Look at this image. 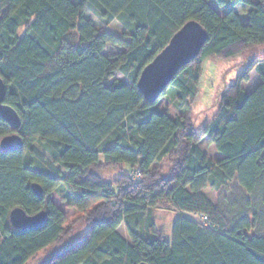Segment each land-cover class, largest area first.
I'll use <instances>...</instances> for the list:
<instances>
[{
	"label": "trees",
	"instance_id": "trees-1",
	"mask_svg": "<svg viewBox=\"0 0 264 264\" xmlns=\"http://www.w3.org/2000/svg\"><path fill=\"white\" fill-rule=\"evenodd\" d=\"M239 5L251 9L247 22ZM88 12L105 28L117 20L128 34L98 29ZM190 21L204 27L208 41L169 87L173 117L161 109L167 92L150 104L137 83ZM108 47L121 52L107 57ZM260 48L264 0H0L4 104L22 121L14 130L0 119V141L18 134L24 142L20 151L0 152V264H28L49 249L55 253L45 264H264ZM246 54L253 57L198 133L193 107L203 63ZM254 71L261 84L248 94L243 85ZM205 138L221 160L200 150ZM112 169L120 175L106 182L103 172ZM208 187L216 205L203 193ZM61 188L76 211L70 223L50 198ZM16 208L48 216L38 230H16L9 218ZM158 209L178 214L171 240L156 227ZM122 224L132 244L119 235Z\"/></svg>",
	"mask_w": 264,
	"mask_h": 264
},
{
	"label": "rangeland",
	"instance_id": "rangeland-1",
	"mask_svg": "<svg viewBox=\"0 0 264 264\" xmlns=\"http://www.w3.org/2000/svg\"><path fill=\"white\" fill-rule=\"evenodd\" d=\"M251 9L244 6L239 5L236 7V13L240 16L243 22H247L249 13ZM86 17L91 19L95 26L100 30H106L115 35L121 36L123 34H128L124 27L116 20L112 23L111 26L105 28L99 20L94 17L90 12L86 13ZM120 49L108 47L104 54L107 57H110L116 53H120ZM255 51H252L253 54ZM256 53V52H255ZM254 53V54H255ZM257 56H264V48H260L257 50ZM252 54H246L245 56H240L235 60H221L218 58H210L205 60L202 65V75L200 79L199 86V98L193 107L194 112V120L196 131L201 132L205 126L211 122L214 118V115L217 113L218 104L217 98L218 95L224 90L231 87L235 84L238 75L246 68L247 64L244 63L246 59L249 57H253ZM256 55V54H255ZM117 80L127 82L129 81L122 75L118 74L116 77ZM260 77L257 75L253 76L250 85H246L248 87H252L255 84L254 80H259ZM261 83V79H260ZM167 101H165L161 105V109L167 112L169 115L175 117L177 113L172 106V103L176 100V92L175 90L168 88L166 91ZM37 148L44 154L45 151L37 145ZM160 165V163L158 164ZM128 167H124V171H128ZM120 175V172L117 169L105 170L103 172V179L106 182H112ZM214 193V192H213ZM208 194L210 195V189H208ZM68 195L65 188L59 189L57 192L51 195V201L65 214L68 223H70L74 216L76 215V211L69 207L68 201H64L63 198ZM178 214L168 210L158 209L154 211L153 219L156 223L157 229L161 232V234H165L168 236L169 240L172 237L173 224L177 219ZM119 233L122 234L129 244H132V241L129 237L128 230L125 224L119 228ZM84 233V232H83ZM81 239V238H80ZM55 253L54 249H49L46 252L40 253L37 257L30 260L28 264H45Z\"/></svg>",
	"mask_w": 264,
	"mask_h": 264
},
{
	"label": "water",
	"instance_id": "water-1",
	"mask_svg": "<svg viewBox=\"0 0 264 264\" xmlns=\"http://www.w3.org/2000/svg\"><path fill=\"white\" fill-rule=\"evenodd\" d=\"M207 41V31L196 21L186 23L174 34L167 46L141 73L137 87L145 101L150 104L156 103L170 87L175 76L200 55ZM4 97L5 84L0 79V119L12 129L19 130L22 124L21 118L12 107L4 104ZM2 140H6L9 145L4 152H16L24 147L23 139L18 134L7 136ZM31 189L37 197H42L43 191L40 185L33 184ZM47 216L46 211L28 215L24 210L16 208L10 213L9 218L12 227L16 230H38L44 225Z\"/></svg>",
	"mask_w": 264,
	"mask_h": 264
},
{
	"label": "crops",
	"instance_id": "crops-1",
	"mask_svg": "<svg viewBox=\"0 0 264 264\" xmlns=\"http://www.w3.org/2000/svg\"><path fill=\"white\" fill-rule=\"evenodd\" d=\"M255 75H257V77L259 76V74L256 72V71H254V72H252L251 73V75H250V81L248 82V83H245L244 85H243V88H244V90L248 93V94H252V93H254L255 91H256V89L260 86V79L259 80H254L255 81V84L254 85H252V87L250 86V87H248L249 85H250V83H251V80H252V78H253V76H255ZM260 77V76H259ZM246 85H248V86H246ZM225 90V89H224ZM223 90V91H224ZM220 95V94H219ZM219 95H218V97H219ZM217 100H218V98H217ZM215 116V115H214ZM198 147L200 148V150L202 151V152H204L211 160H213V161H219V160H221L222 158H223V156H222V154L221 153H219L218 151H217V149H216V147L214 146V145H211L210 143H209V141H208V139L207 138H205V139H203L199 144H198ZM208 189H210V192H211V194L209 195L208 194ZM214 191L210 188V187H208L207 189H205L204 191H203V193L205 194V196L213 203V204H215L216 205V203H217V194L214 192ZM182 216H185V217H187V218H189V219H191V220H193V221H197L198 219H199V216L198 215H194V214H183ZM122 226V225H121ZM120 226V227H121ZM119 230V229H118ZM118 233H119V231H118ZM119 235L124 239V240H126L125 239V237L122 235V234H120L119 233ZM127 241V240H126Z\"/></svg>",
	"mask_w": 264,
	"mask_h": 264
},
{
	"label": "built area",
	"instance_id": "built-area-1",
	"mask_svg": "<svg viewBox=\"0 0 264 264\" xmlns=\"http://www.w3.org/2000/svg\"><path fill=\"white\" fill-rule=\"evenodd\" d=\"M140 173H141L140 170H137V171L134 172V174H133V181L134 182L140 181V179H141V174ZM202 220H203V223L206 224L207 218L206 217H202Z\"/></svg>",
	"mask_w": 264,
	"mask_h": 264
},
{
	"label": "snow or ice",
	"instance_id": "snow-or-ice-1",
	"mask_svg": "<svg viewBox=\"0 0 264 264\" xmlns=\"http://www.w3.org/2000/svg\"><path fill=\"white\" fill-rule=\"evenodd\" d=\"M9 148V145L6 140L0 141V152Z\"/></svg>",
	"mask_w": 264,
	"mask_h": 264
}]
</instances>
